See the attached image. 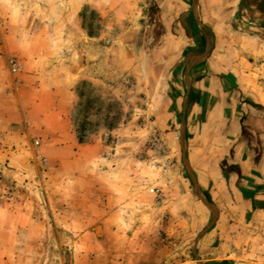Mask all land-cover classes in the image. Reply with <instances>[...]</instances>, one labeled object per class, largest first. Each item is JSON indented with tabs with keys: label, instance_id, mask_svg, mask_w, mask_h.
<instances>
[{
	"label": "rangeland",
	"instance_id": "1",
	"mask_svg": "<svg viewBox=\"0 0 264 264\" xmlns=\"http://www.w3.org/2000/svg\"><path fill=\"white\" fill-rule=\"evenodd\" d=\"M198 3L221 21L222 0H0V207L24 215L20 264H205L195 243L216 218L189 163L203 113L182 107L201 71L186 55L213 44L186 23ZM239 14L264 38V14ZM232 42L218 66L241 65ZM242 55L259 71L251 95L226 80L248 117L236 146L264 167V60Z\"/></svg>",
	"mask_w": 264,
	"mask_h": 264
},
{
	"label": "crops",
	"instance_id": "2",
	"mask_svg": "<svg viewBox=\"0 0 264 264\" xmlns=\"http://www.w3.org/2000/svg\"><path fill=\"white\" fill-rule=\"evenodd\" d=\"M230 1L222 0L227 5L220 7L222 22L218 21L219 24L209 19L203 3H198L197 12L187 7L184 13L187 25L192 28L205 26L213 41L211 51L189 52L186 55L191 58L189 68L195 66L196 71H201L189 76L190 87L185 86V95L182 97V107L190 108L186 116L187 123L197 114L203 113L202 127L192 140L189 163L198 199L206 208L204 216L216 218L215 224L196 241L195 253L205 264H258L262 261L251 260L254 255L249 250H262L259 258L264 260V167L260 161L251 160L248 150L237 151L236 126H240V122L248 117L240 112L237 114L240 107L230 98L226 80L233 81L230 83L236 86H232L234 89L252 94L251 90L256 84L252 78L259 69L245 60L242 54L253 52L255 57L258 54L264 60V38L255 34L252 26H248L240 16L241 0ZM216 27L221 29L220 33ZM225 37L237 42L236 45L232 42L235 47L229 44V50L233 52V59L240 58L241 65L233 61L217 65V62H222L223 54L218 42L225 41ZM238 42L241 43L240 47ZM245 82L248 86L243 85ZM234 155L240 158L231 161ZM227 158L229 160L224 161ZM206 199L214 201L215 206L208 209ZM0 216L8 221V225L0 228V232L6 236L0 241V264H20L25 249L16 242V237L21 228H25L18 222L24 215L16 214L5 206L0 207ZM254 228L258 230L255 237L252 235Z\"/></svg>",
	"mask_w": 264,
	"mask_h": 264
},
{
	"label": "trees",
	"instance_id": "3",
	"mask_svg": "<svg viewBox=\"0 0 264 264\" xmlns=\"http://www.w3.org/2000/svg\"><path fill=\"white\" fill-rule=\"evenodd\" d=\"M243 2L246 3V5H253L264 14V0H243Z\"/></svg>",
	"mask_w": 264,
	"mask_h": 264
}]
</instances>
